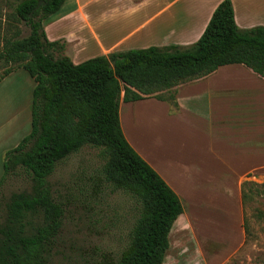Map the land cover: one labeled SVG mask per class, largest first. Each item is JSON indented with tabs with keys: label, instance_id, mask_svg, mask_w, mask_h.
<instances>
[{
	"label": "trees",
	"instance_id": "trees-1",
	"mask_svg": "<svg viewBox=\"0 0 264 264\" xmlns=\"http://www.w3.org/2000/svg\"><path fill=\"white\" fill-rule=\"evenodd\" d=\"M65 2L18 0L13 34L0 38V66H9L0 82L16 67L35 82L31 131L3 163L0 190L9 177L22 175L30 189L14 192L4 202L0 264H51L66 207L55 198L50 178L63 160L87 146L99 150L104 161L97 186L105 183L139 204L129 245L116 264H164L170 233L185 210L177 193L128 142L121 103L156 99L176 107L178 86L230 65L264 80V26L240 28L232 1L224 0L192 45L115 52L75 64L64 54L67 42H51L45 31V23ZM22 24L31 28L27 37H22ZM258 187L242 184L243 208L258 195ZM243 228L247 239L245 217Z\"/></svg>",
	"mask_w": 264,
	"mask_h": 264
},
{
	"label": "rangeland",
	"instance_id": "rangeland-1",
	"mask_svg": "<svg viewBox=\"0 0 264 264\" xmlns=\"http://www.w3.org/2000/svg\"><path fill=\"white\" fill-rule=\"evenodd\" d=\"M17 1L0 0L1 39L13 34L11 19L13 7ZM73 5L74 1L68 0L61 9L65 11ZM92 5L97 9H106L101 1ZM145 12L149 14V11ZM124 15H126L124 11L117 13L114 19H117L118 16L123 18ZM106 16L105 12L102 18L98 17L101 27L106 23ZM139 21L124 23L121 33L136 29L141 24ZM96 23L97 21L92 23L93 27H97ZM80 24L82 27L74 23L65 31L71 34L83 32V35L90 33L89 30H86L83 22ZM155 24L152 22L137 30L135 34L141 32L144 35L152 30ZM112 25L113 21L111 20L109 21L110 30L116 27ZM78 27L81 29L77 30ZM20 28L23 32L22 37L30 35L29 25L22 24ZM8 67L0 66V78ZM13 71L0 82V183L4 173L2 165L6 153L15 148L31 131V106L35 82L24 69L16 67ZM251 86L256 85L252 83ZM126 105L122 104L124 117L127 110ZM143 105L129 104L130 107L133 106L136 109H133V117L123 119V132L138 150L140 148L154 161L158 160L164 170H170L172 162L170 164L169 157L163 156V154L170 151V161H172V153H176L175 172H172V175L175 174L176 178L173 180L181 193L175 192L179 196L184 210L190 214L188 199L184 194H190V189L194 184L190 183L187 187L182 178H187V165L194 161L192 155L194 154L195 159L207 164L206 166H210V171L222 168L218 157L225 159L228 156H225L223 152L219 156V152L215 151L216 148L213 147V144L210 145V154L208 149H193L188 142L191 138H199L198 128L191 124L190 126L189 122L181 123L164 116L163 113L159 114L165 112L163 105L152 107V112H147L150 113L149 117L147 114L139 116V107ZM155 111L158 113L157 116ZM174 131L176 133L173 135ZM262 156L260 155V158ZM103 164L104 161L99 155V150L87 146L63 160L50 178L55 198L63 202L66 207L63 228L51 264H116L122 252L129 245L131 230L138 217L139 204L128 194L121 191L113 192L105 183L102 186H97ZM197 169L203 171L201 167L192 168V176ZM245 181L256 183L259 186L257 188L259 193L253 201L248 202L243 210V217L246 218L249 229L243 246L225 260L217 262L222 254L224 256L229 254L237 245L238 239L237 234H234V228H238L239 219L234 212L232 218L223 209L214 212L212 206L203 209L209 212L204 216L207 219V228L215 232L214 234H218L216 238L226 237L225 233L230 236L231 231L234 235L217 240L215 243V240L208 241V237L211 235L210 231L201 229V223H195L197 228L195 231L185 229L176 232L172 229L170 249L164 264H264V174L255 175ZM220 187H223V184L216 181L213 189L220 191ZM29 189L30 183L24 175L7 179L0 190V222L5 215V200L14 192Z\"/></svg>",
	"mask_w": 264,
	"mask_h": 264
},
{
	"label": "crops",
	"instance_id": "crops-1",
	"mask_svg": "<svg viewBox=\"0 0 264 264\" xmlns=\"http://www.w3.org/2000/svg\"><path fill=\"white\" fill-rule=\"evenodd\" d=\"M73 1L74 5L71 8L65 11L61 9L50 17L45 23V31L51 42L66 41L67 47L64 54L75 64H80L89 59L108 56L115 52L145 49L152 46L192 45L200 39L214 11L224 0ZM97 1L104 3L106 9L95 8L92 4ZM231 1L235 20L240 28L249 29L264 26V0ZM123 11L126 13L123 18L118 16L117 19H114L117 13ZM145 11H149V14ZM105 12L107 13L106 23L101 27L99 19ZM88 13H90L89 16ZM99 14L101 16H98ZM111 20L113 21L112 26L116 27L110 30L109 21ZM135 20L141 22L137 28L133 27L136 29L121 33L124 23H131ZM96 21L98 28L92 25ZM81 22L90 33L83 35V32L71 34L65 31L74 23L81 26ZM152 22L156 23L152 30L144 35L141 32L135 34L137 30ZM78 29L81 28L78 27ZM252 83L256 86H251ZM176 102V107L156 99L131 103L122 102L120 106L122 128L123 119L133 117L136 109L133 106L130 107L129 104H144L139 107V116L150 114L152 107H156V105H163L165 112L159 114L163 113L164 116L181 123L189 122V125L198 128L200 136L189 139V146L197 150L208 149L210 154V145L213 144V147L216 148L215 151L219 152V156L222 152L228 156L225 159L218 157L223 169L210 171V166H206L207 164L195 159L194 154L192 155L194 161L187 165V178H182L187 187L190 183L194 184L190 189V194L183 193L188 199L190 214L185 211L175 222V227L173 226V230L176 232L185 229L195 231L197 229L195 223H201V229L210 231L211 235L208 237V241L215 240V243L217 240L232 237L236 233L238 243L235 248L225 256L222 254L221 258L217 260V262L223 261L243 246L246 239L243 228L242 184L247 178L264 174V80L241 65L225 66L207 78L178 86ZM122 104H127L125 117ZM149 111L150 113H147ZM155 114L158 115L156 111ZM175 133V131L172 132L173 135ZM127 140L164 178L167 184L180 194L181 190L173 180L176 178L175 174L172 175V172H175L176 153H172L174 161H170V151H166V155L163 154V156L169 157L167 160L170 164L172 162L173 168L169 167L171 168L170 172V170H164L159 161H154L144 150L140 148L138 150L130 139L127 138ZM260 155H263L262 158ZM199 167L203 168V171L197 169L192 176V168ZM216 181L223 184L220 191L213 189ZM212 206L214 212L223 209L230 218H232L233 212L238 216L239 224L237 229L234 228V234L231 231L230 236L225 233L226 237L216 238L218 234H214L215 232L207 228V219L204 216L209 212L203 209Z\"/></svg>",
	"mask_w": 264,
	"mask_h": 264
}]
</instances>
